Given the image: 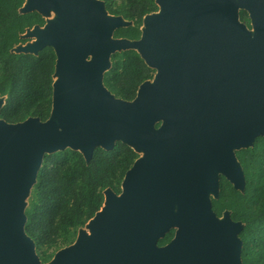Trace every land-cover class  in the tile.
<instances>
[{
  "label": "water",
  "instance_id": "95a60500",
  "mask_svg": "<svg viewBox=\"0 0 264 264\" xmlns=\"http://www.w3.org/2000/svg\"><path fill=\"white\" fill-rule=\"evenodd\" d=\"M154 3L158 11L130 40L113 38L132 22L100 0H24L19 13L45 23L27 28L21 38L32 42L12 52L50 47L55 65L47 120L0 119V264H241L243 225L228 211L217 217L210 197H218V164L244 190L235 152L264 137V0ZM128 50L154 70L131 101L103 84L111 56ZM116 142L138 155L120 193L104 190L73 244L41 263L24 226L44 156L68 149L88 164L95 149ZM171 229L172 240L157 246Z\"/></svg>",
  "mask_w": 264,
  "mask_h": 264
},
{
  "label": "trees",
  "instance_id": "16d2710c",
  "mask_svg": "<svg viewBox=\"0 0 264 264\" xmlns=\"http://www.w3.org/2000/svg\"><path fill=\"white\" fill-rule=\"evenodd\" d=\"M100 1L109 14L132 22V26L116 30V38L138 39L142 18L157 11L154 0H119L115 6V0ZM23 3L0 0V97H5L0 119L13 124L29 117L48 119L55 65L50 47L35 56L12 52L16 45L26 42L21 35L27 28L45 23L36 12L20 14ZM245 16L241 11L242 21ZM153 74L154 70L146 67L135 51L128 50L111 56L103 84L116 98L131 101L138 86L151 80ZM235 155L243 170L244 190H233L232 195L222 191L211 208L217 217L227 209L232 220L242 223L238 235L241 264H264V137L256 138L251 148ZM137 158L120 142L110 151L95 149L88 164L79 152L68 149L45 155L25 209L24 231L35 247L72 244L78 229L101 209L103 191L120 193L123 177ZM47 258L42 256V261L48 262Z\"/></svg>",
  "mask_w": 264,
  "mask_h": 264
},
{
  "label": "flooded vegetation",
  "instance_id": "af4514ba",
  "mask_svg": "<svg viewBox=\"0 0 264 264\" xmlns=\"http://www.w3.org/2000/svg\"><path fill=\"white\" fill-rule=\"evenodd\" d=\"M241 11L242 10H240L239 13H238L240 22H242V20L240 19V13H241ZM243 12H245V11H243ZM245 14H246V16H245L244 19H246V18L248 19V15H247L246 12H245ZM248 22H249V19H248ZM247 29L248 30H251V27H250L249 24H248ZM216 167H217L216 168L217 170L214 169V171L216 173L217 181H218V197H217V199H214L213 197H210L211 198V205H212V202L213 201L219 199L220 193L222 191H225L227 195H232L233 190H234L233 185L231 184V182L222 173V170H223V167L224 166L222 164H218V165H216ZM224 211H228L229 212V216H230V219H231V212L229 210H227V209H224L221 212L220 216H218V217H221ZM231 221H234V220L231 219ZM174 235H175V230L174 229H171V230L167 231L162 238L158 239L157 246L162 247V246L167 245L172 240V238L174 237ZM165 239H166V241L163 244H159V242L161 240H165Z\"/></svg>",
  "mask_w": 264,
  "mask_h": 264
},
{
  "label": "rangeland",
  "instance_id": "374dc122",
  "mask_svg": "<svg viewBox=\"0 0 264 264\" xmlns=\"http://www.w3.org/2000/svg\"><path fill=\"white\" fill-rule=\"evenodd\" d=\"M103 2V1H102ZM118 2H119V0H115L114 1V6L116 5V4H118ZM157 7V6H156ZM107 11V10H106ZM157 11H158V8H157ZM156 11V12H157ZM240 11V10H239ZM107 13H108V11H107ZM109 14V13H108ZM109 15H111V14H109ZM115 16V15H114ZM54 17V14L53 13H50V16L49 17H46L45 19H52ZM249 19V18H248ZM248 19L246 18V19H244L243 21H242V23L243 24H245V26L246 27H248V24H249V22H248ZM142 26V25H141ZM115 33V32H114ZM114 33H113V38H116L115 37V35H114ZM25 43H20V44H18V45H22V46H24L25 44H27V43H30V42H32V39H25ZM15 47H17V45L15 46ZM110 63H111V58H110ZM154 75V74H153ZM152 80V79H151ZM26 204H27V200H26ZM80 229H85V226L84 227H82V228H80ZM79 230V229H78ZM78 232V231H77ZM76 236H77V234H76ZM76 236H75V238H76ZM75 238H74V240H73V242L75 241ZM73 244V243H72ZM71 245V244H70ZM70 245H67V244H61V245H59V246H57V247H52V248H48V249H45V248H40V249H37L36 247H35V253H36V255L38 256V258H39V260L41 261V263H44L43 261H42V256H47L48 258L47 259H49V261L53 258V256L55 255V253L56 252H58L59 250H61V249H63V248H65V247H68V246H70ZM48 261V262H49ZM47 263V262H46Z\"/></svg>",
  "mask_w": 264,
  "mask_h": 264
}]
</instances>
